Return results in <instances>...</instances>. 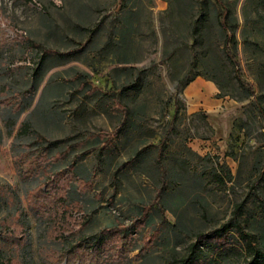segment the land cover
I'll return each mask as SVG.
<instances>
[{
    "label": "rangeland",
    "instance_id": "374dc122",
    "mask_svg": "<svg viewBox=\"0 0 264 264\" xmlns=\"http://www.w3.org/2000/svg\"><path fill=\"white\" fill-rule=\"evenodd\" d=\"M237 230L264 253V0H0V264H248Z\"/></svg>",
    "mask_w": 264,
    "mask_h": 264
},
{
    "label": "trees",
    "instance_id": "16d2710c",
    "mask_svg": "<svg viewBox=\"0 0 264 264\" xmlns=\"http://www.w3.org/2000/svg\"><path fill=\"white\" fill-rule=\"evenodd\" d=\"M28 130H29L28 125L24 123L19 128L18 135L20 136L22 133L27 132ZM224 231H222V233ZM237 233L243 244L241 253L247 254V256H249L250 258L248 264H264V253L262 251L261 242L258 236L254 235L253 233H246L243 230H237ZM258 259H261V261H258ZM9 264H13V262L11 261ZM187 264H192V263L188 262Z\"/></svg>",
    "mask_w": 264,
    "mask_h": 264
},
{
    "label": "bare ground",
    "instance_id": "6f19581e",
    "mask_svg": "<svg viewBox=\"0 0 264 264\" xmlns=\"http://www.w3.org/2000/svg\"><path fill=\"white\" fill-rule=\"evenodd\" d=\"M207 87L210 91H214L215 90V87L212 85V84H207ZM191 105H193L194 103L193 102H190Z\"/></svg>",
    "mask_w": 264,
    "mask_h": 264
},
{
    "label": "crops",
    "instance_id": "0c3cea01",
    "mask_svg": "<svg viewBox=\"0 0 264 264\" xmlns=\"http://www.w3.org/2000/svg\"><path fill=\"white\" fill-rule=\"evenodd\" d=\"M197 83H198V85L194 86V85L197 84ZM197 83H195V84H193V85L191 86V90H194V89H196V88H198V87H200V86H203L202 83H200V82H197Z\"/></svg>",
    "mask_w": 264,
    "mask_h": 264
}]
</instances>
